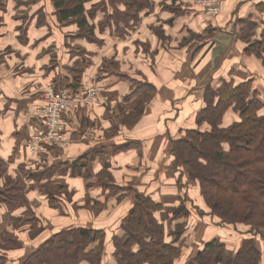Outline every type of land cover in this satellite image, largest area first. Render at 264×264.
Masks as SVG:
<instances>
[{
    "label": "crops",
    "instance_id": "0c3cea01",
    "mask_svg": "<svg viewBox=\"0 0 264 264\" xmlns=\"http://www.w3.org/2000/svg\"><path fill=\"white\" fill-rule=\"evenodd\" d=\"M218 1L228 8L227 14L232 12L225 21L223 8L218 16L211 17L199 2L190 0V13L176 17L169 11L159 10L157 14L145 10L144 21L133 30L135 33L105 37L100 31L97 34L93 25L92 33L86 35L57 25L49 0H0V161L5 170L0 195L9 189L10 182L19 180L25 185L26 199L19 204L10 199L0 202V233H15L21 241L34 236L24 250L8 254V264H18V259L52 236L82 227L107 234L103 264H116L109 233L118 232V223L120 234L112 236L123 234L122 222L133 207L134 195L148 196L164 207L181 198L200 204L186 177L181 187L178 183L182 166L171 154L173 142L195 127L198 114L193 112L205 105L207 85L220 92L223 80L235 79L236 85L251 80L257 89L256 79L264 77L245 55L246 45L231 27L236 18H262L264 13L258 6L264 0ZM150 19L154 25L168 27L169 32L188 27L205 34L212 25L217 34L197 46L188 58L190 48L178 49V45L167 51L161 47L158 35H150ZM220 34L231 36L232 41L212 64L211 53L205 56V52ZM96 35L105 37L103 44ZM147 38L150 46L158 48L155 59L145 50ZM88 58L91 64L85 63ZM51 84L61 90L68 86L74 95H83L87 84L100 91L92 105L64 114L63 145L46 146L33 154L28 148L29 137L44 125V93ZM141 84L148 85L150 91ZM259 86L264 89V85ZM235 114L239 122V114ZM29 170L46 172V178L37 182L34 175L25 172ZM106 173L111 177L110 186L100 179ZM48 186L54 190L52 199ZM121 206L125 213H118ZM200 208L209 212L207 207ZM191 215L197 239L209 229L210 222L217 227L209 237L227 241L233 248L248 238L249 227L233 229L218 225L211 216ZM11 218H23L28 223L14 229ZM196 247L192 245L190 253ZM92 248L101 249L97 243Z\"/></svg>",
    "mask_w": 264,
    "mask_h": 264
},
{
    "label": "trees",
    "instance_id": "16d2710c",
    "mask_svg": "<svg viewBox=\"0 0 264 264\" xmlns=\"http://www.w3.org/2000/svg\"><path fill=\"white\" fill-rule=\"evenodd\" d=\"M87 1L54 0L59 21L72 20L81 30L92 33L88 21L92 17L86 16L84 9ZM168 1L177 3L178 0ZM137 2L132 0L131 4L135 6ZM258 8L264 13V4ZM241 20L244 27L237 39L246 44L245 55L253 54L264 62V58H261L264 56V36L259 42H251L258 22L252 21V17ZM260 24L264 25V22ZM222 84L220 92L207 85L205 107L196 116V127L190 128L186 136L173 142L171 154L176 163L182 166L178 182L180 187L184 177L190 181L193 191L196 182L200 185L209 212L200 208L195 200L190 201L193 207L196 206L200 217L211 216L220 226L233 229L244 226L249 227L250 231L248 238L239 241L235 248L220 239L210 240L190 258L188 264H264V253L259 245V241L264 240V101L251 80L237 85L224 80ZM230 109L239 112L240 121L224 129L221 127L223 115ZM202 125H208L210 130H202ZM46 175V172L40 171L33 178L39 182ZM4 176L5 170L0 161V178ZM100 179L110 186V175L103 174ZM119 190L114 186L115 192ZM53 192V188L48 186L47 193L51 199ZM3 196L15 204L24 202L25 185L13 180ZM138 196L134 195L133 207L122 222L123 234L110 237L115 247L114 261L116 264H174L179 253L176 245L180 241V231L168 233L165 224L160 223L163 222L161 216L174 210V213H169L188 220L192 216L189 207L181 198V207L164 210V206L150 197ZM156 214H160L159 220ZM105 234L102 230L88 227L60 232L34 252L18 259V264H80L82 261L103 264V249L108 238ZM168 237H173L171 243H167ZM96 243L100 251L92 248ZM21 244V239L15 233L1 232L0 264H8V254L19 250Z\"/></svg>",
    "mask_w": 264,
    "mask_h": 264
},
{
    "label": "rangeland",
    "instance_id": "374dc122",
    "mask_svg": "<svg viewBox=\"0 0 264 264\" xmlns=\"http://www.w3.org/2000/svg\"><path fill=\"white\" fill-rule=\"evenodd\" d=\"M49 1H50L51 8L54 11L53 13L56 16V24L57 25L60 24L59 26H66V27L68 26L67 28L72 29L73 33L78 32L81 35H86L88 33V32H86L85 29L84 30L79 29L78 26L76 25V23H74L72 20H68L67 22H60L59 21V12L56 9V7L53 6L54 0H49ZM136 1H138L137 2L138 4L134 6L131 4L132 0H88L87 2L84 3V9L86 11L85 15L92 17V18H88L89 25H93L96 28L95 31L97 34H98V31H100V32H102V34L105 37H108L110 34L115 35V37L116 36L121 37L123 35L128 34L129 31H133L137 27L140 26V24L144 21L142 18L143 17L142 13L145 12V10L148 12H151V13H157L159 10L160 11H169V12L175 13L176 17H180V16L187 14L188 12L190 13L189 8H192L190 6V0H178L177 3H173V2L168 1V0H136ZM204 1H210L211 3H215L210 7V9H212V10L217 9V12H213L211 17L218 16L221 13L222 8H223L221 1H218V0H217V2H215L214 0H204ZM195 2L198 3V2H200V0H195ZM227 9L223 8V17H222L223 21H225L226 19H228L229 16H231L232 12L230 14H227ZM205 10H206V14H208L206 8H205ZM208 15H210V14H208ZM41 18H42V16H41ZM149 21L147 23L152 24L151 26H149V32L151 33L150 35H152V34L158 35V36L157 35L156 36L162 41L160 43L162 48H165L167 51H170V50L173 51L175 49V47H177L178 45H179L178 49H180L181 47H186L188 49L190 48V54L188 55V58H190L192 56V54H194L193 51H195L197 46L201 45L202 43H204V41L208 40L209 38H210V40L214 39L216 34H217V33H215L214 26H212V25L209 26V28L207 29L205 34L201 33V32L198 33L196 31H193L191 28H188V27L184 28V29L177 28V30H175L173 32H169L168 27L166 28L164 25H160V26L154 25L153 19H150ZM208 21L213 22L214 19L209 18ZM252 21L258 22V26H257V32L254 35V37H252L251 42H253V41L259 42V41H261L262 36H264V25L260 24L261 22H264V16H262V18L258 17L257 19L252 18ZM166 22L167 21L163 20L162 24H166ZM231 23H233L232 24L233 26H231V27L234 29V31L237 32L236 35L239 36L240 35V34H238L239 31H241V29L244 27L242 20L236 18L235 20L233 19L231 21ZM74 29H77V30L75 31ZM90 31H93V30L90 29ZM133 32L135 33L136 31H133ZM96 37H97V41L100 44H103L104 41L106 40L105 37L100 38V39L98 38L97 35H96ZM149 39L150 38H147V44L144 45V46H146L145 50H146L148 56H151L152 59H155L154 58L155 55L158 54V48L154 49V47L150 46L151 42ZM174 40L176 42L175 44L173 43ZM168 42H169V44H168ZM177 42H179V43H177ZM242 43H244V42H242ZM247 56H248V58H250L251 63H253V65L255 64L260 69V72H261V70L264 72V62L262 61V59L257 58L253 54L252 55L247 54ZM85 58H87V57H85ZM165 58L166 57H163V59H165ZM261 58H264V56ZM53 60H57V59H55L53 57ZM85 63L91 64L92 59L91 58L85 59ZM53 64H56V62H54ZM256 80H257L259 85L260 84L262 86L264 85L263 84L264 83V77H262V78L258 77V79H256ZM230 82L235 83V79L230 81ZM87 85H89V84H87ZM87 85H85V87ZM254 85H253V87H254ZM259 85L258 86L256 85L257 89H256V87H254V89L260 94L261 100L264 101V89L262 87L260 88ZM91 86L95 87L94 85H91ZM140 87H143V89H147L150 91L148 85L141 84ZM50 88L54 89L56 92L67 91L70 93L69 89H67V88H69L68 86L61 90V89H57V87L54 86V84H51V86H49L46 89V92L44 93L45 97H46L47 92ZM149 93L152 94V92H148V94ZM204 93H205V91H204ZM98 94L99 93L97 92V95L95 96L92 103L88 102V103L77 104V106L72 107L71 110L79 108L80 107L79 105H82V106L92 105L94 103L96 97L98 96ZM46 103H47V99H46ZM46 105H45V108H46ZM204 107H205V105H203L202 108L195 110L193 113H195L197 115ZM45 108H43L42 111ZM231 110H233V109L228 110L225 113V115H223L224 117H223V120L221 123V127L224 129L231 127L233 124H235L237 122L236 121L237 114H235V113L239 114V112H237L236 110H233L235 112L234 113L236 115L235 116L233 114V112H231ZM139 115H141V114L139 113ZM239 116H240V114H239ZM239 119H240V117H239ZM196 122H197V120H196ZM61 123L63 125V119H62ZM195 127H196V125H195ZM45 130H46V127H45V118H44L43 127L41 126L40 130H34V132H36V133H34L33 136L31 134V136L29 137L30 138L29 141L31 140L32 137H34L36 134H38L39 131H45ZM202 130H210V127L208 125H202ZM184 136H186V133L184 134ZM46 146H51V145L46 144V145H43L42 148L46 147ZM25 172L27 174L29 173L30 176L36 175V173L33 170H29L28 172L27 171H25ZM196 183L197 184L195 185L194 192H195V194H198L197 198H200V200H199L200 204L197 203V205L200 207L204 206V208H206L204 199L201 195L200 185L198 182H196ZM5 199L6 198L4 196L0 195V202L5 201ZM186 201L187 200H185L184 202L189 207L190 212H193L195 214L198 211V210H196V206L193 207L191 202L189 203ZM174 203L175 204L172 206L167 203L166 204L167 206L164 207V210L174 209L173 207L178 208V207H181L183 205L180 203V199L178 201H175ZM113 208H114L113 210H115V207H113ZM116 211H118V210H116ZM122 211L125 213L124 206L120 207L118 213H122ZM171 211H173L172 213H174V210H169L167 212L166 216L165 215L161 216L163 222H160V223L165 224L167 230H169L168 233L174 234V233H177L178 231H180V233H179V236L181 235L180 241H179L178 245H176L177 247H179V253H178V257L174 261V264H188L190 258H192L198 252V250H202L204 248V246L211 239H213V238H210L209 236L213 235L212 231L216 230L214 228L217 226H215L211 222L208 223L209 229L205 233H202L199 236V238L197 239V237L193 233L194 226L196 227V225H195V223L192 222V219H190V217L188 220H186V218H183V217H175L174 214L169 213ZM176 211H178V210H176ZM170 215H172V216H170ZM158 217H160V216H158ZM118 218H120L119 215H118L117 219ZM158 220H159V218H158ZM190 220H191V222H190ZM35 221L37 222V220H35ZM35 221H30V222H35ZM11 223H12V227L16 228V226H18V225L21 226V225H24L28 222H26V220L23 218H21V219L20 218H11ZM116 224H117V226L115 227V230L118 231L116 233L120 234V226L118 228V223H116ZM201 228H202V225H201L200 229ZM205 229L206 228H204V230ZM208 231H209V233L206 234ZM226 231H229V230H226ZM113 232L114 231H112V233H109V238H110V235L112 236V234L113 235L116 234ZM224 235H228V234H224ZM104 236L106 237V234ZM33 237L34 236H31L30 239H28L26 237L25 240H22V244H21L22 247L19 250H24V248L27 247L26 244L30 245L32 243V240L34 239ZM176 237H178V236H176ZM236 237L237 236H234L233 239ZM172 238L173 237H170V238L168 237L167 243H171ZM106 239H107V237H106ZM193 239H194L195 243H193ZM222 242H224V241H222ZM224 243H226L228 246L231 247V244L228 243L227 241ZM241 244H242V242L239 244V247H241ZM192 245H195L197 247L192 253H190V248L192 247ZM259 245H260V247L264 253V240L259 241Z\"/></svg>",
    "mask_w": 264,
    "mask_h": 264
},
{
    "label": "built area",
    "instance_id": "2783aa9c",
    "mask_svg": "<svg viewBox=\"0 0 264 264\" xmlns=\"http://www.w3.org/2000/svg\"><path fill=\"white\" fill-rule=\"evenodd\" d=\"M217 2V0H214ZM203 7L207 9L208 14L212 15L216 10L210 9V7L215 4L210 1L200 0L199 2ZM99 88H95L91 85L85 87V92L83 95L70 94L67 91L56 92L54 89L50 88L47 92L46 108L41 112L45 118V131H39L32 141L29 143L28 148L33 154L39 152L43 145H63L65 143L64 128L61 123L64 114L70 111L72 107L77 106V104L93 102ZM82 106V105H79Z\"/></svg>",
    "mask_w": 264,
    "mask_h": 264
},
{
    "label": "water",
    "instance_id": "95a60500",
    "mask_svg": "<svg viewBox=\"0 0 264 264\" xmlns=\"http://www.w3.org/2000/svg\"><path fill=\"white\" fill-rule=\"evenodd\" d=\"M219 37L223 38L224 40L220 41ZM231 41H232L231 36H227L224 34L218 35V38L210 45V47L205 52V56L210 52L212 64H214L216 59H218V56L227 50ZM215 44H218V45L216 46Z\"/></svg>",
    "mask_w": 264,
    "mask_h": 264
}]
</instances>
